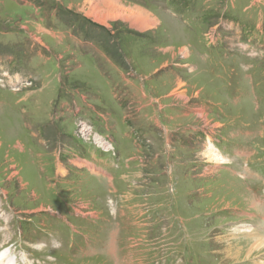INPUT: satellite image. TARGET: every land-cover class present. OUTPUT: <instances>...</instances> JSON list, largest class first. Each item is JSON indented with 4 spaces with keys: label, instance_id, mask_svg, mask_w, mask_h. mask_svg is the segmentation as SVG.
Segmentation results:
<instances>
[{
    "label": "rangeland",
    "instance_id": "374dc122",
    "mask_svg": "<svg viewBox=\"0 0 264 264\" xmlns=\"http://www.w3.org/2000/svg\"><path fill=\"white\" fill-rule=\"evenodd\" d=\"M121 1L0 0V253L264 264V0Z\"/></svg>",
    "mask_w": 264,
    "mask_h": 264
},
{
    "label": "bare ground",
    "instance_id": "6f19581e",
    "mask_svg": "<svg viewBox=\"0 0 264 264\" xmlns=\"http://www.w3.org/2000/svg\"><path fill=\"white\" fill-rule=\"evenodd\" d=\"M105 5L107 6L108 4H110L112 7L115 8H119V11L124 14L125 12L133 19V23L136 25V26H139V29H144L146 30L148 27H153V26H156L158 25V20L153 17L150 13H148L147 11H145L144 9L140 8V7H137L133 4H127V5H124L123 2L121 0H103ZM122 2V5H120V3ZM124 12V13H123ZM125 13V14H126ZM122 14H119L120 16ZM126 14V15H127ZM160 14V13H159ZM162 16V15H160ZM163 17V16H162ZM167 18V17H166ZM165 19V18H164ZM164 19H162L160 21V26L164 24ZM167 21V19H165ZM163 23V24H162ZM160 26L157 30L160 31ZM165 26V25H164ZM186 46V45H185ZM185 46H174L173 48L169 47V48H165L164 50L168 51V52H176L177 50L182 53V52H189L191 51L190 48L188 46L187 47V50H186V47ZM190 53V52H189ZM188 53V56L190 55ZM97 142H101L100 139H96ZM100 145H103V146H106L104 145L103 143H101ZM242 228H246L247 226H241ZM254 241V240H253ZM256 241V240H255ZM264 241L263 240H260V242H258V245H262L264 244L263 243ZM257 243V241H256ZM6 244V243H5ZM252 246V245H251ZM256 246V244H255ZM2 247V246H0ZM262 248V247H261ZM259 249V248H258ZM4 250V249H3ZM8 250V249H7ZM24 258V257H23ZM6 257H5V254H1L0 253V264H10L8 261H5ZM19 260V259H18ZM13 262V261H12ZM15 262V261H14ZM17 263V262H16ZM22 263V262H21ZM15 264V263H14Z\"/></svg>",
    "mask_w": 264,
    "mask_h": 264
},
{
    "label": "crops",
    "instance_id": "0c3cea01",
    "mask_svg": "<svg viewBox=\"0 0 264 264\" xmlns=\"http://www.w3.org/2000/svg\"><path fill=\"white\" fill-rule=\"evenodd\" d=\"M132 1H133V0H132ZM133 2L136 3L135 1H133ZM136 4H138V3H136ZM138 5L142 6V7L145 8L146 10H150V9H148L147 7H145V6L141 5V4H138Z\"/></svg>",
    "mask_w": 264,
    "mask_h": 264
}]
</instances>
